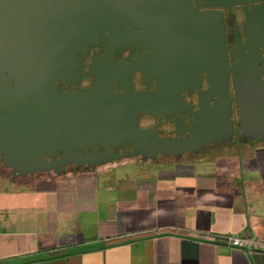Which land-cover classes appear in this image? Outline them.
<instances>
[{"label":"crops","instance_id":"1","mask_svg":"<svg viewBox=\"0 0 264 264\" xmlns=\"http://www.w3.org/2000/svg\"><path fill=\"white\" fill-rule=\"evenodd\" d=\"M98 181L1 182L0 264H264L263 248L219 239L264 242V156L249 145Z\"/></svg>","mask_w":264,"mask_h":264},{"label":"flooded vegetation","instance_id":"2","mask_svg":"<svg viewBox=\"0 0 264 264\" xmlns=\"http://www.w3.org/2000/svg\"><path fill=\"white\" fill-rule=\"evenodd\" d=\"M190 2L192 6L197 4V0ZM262 2L264 0L233 3L226 7H198L206 11L211 8L221 10L228 45V62L223 69L227 72L228 92L232 97L228 117L234 132L231 139L223 141H213L211 132L207 133V140L196 153L155 154L147 147L138 151L134 144L136 139L133 143L130 139H124L121 144L115 145L114 152L109 153L105 161L103 157H85L80 159L83 164H78L77 161H70L71 155L62 158L65 149H57L55 155L44 154L48 164L23 162L25 157H35L38 153L34 147L29 149L28 144L25 146L24 143L23 112L29 108L27 104L33 97L23 89L24 84L19 83V77L28 78L30 72L37 79L47 76L53 79L59 90L90 88L102 77L110 78L116 91H125L129 87L151 90L158 84L161 87V110L139 112L137 126L149 130L148 140L153 136L162 140L185 136L187 128L200 125V118L193 115L200 109V103L202 110L205 109L204 102L208 101L210 105L214 103L208 89L211 81V13L152 12L138 13V16L136 13H111L114 18L112 26H102L95 35L80 39L63 60L0 59V183L25 189L48 186L54 179L60 183L63 178L97 177L98 182L103 183L111 175L142 173L168 164L179 167L183 161L192 162L210 149H215L216 153H226L232 144H237L239 149L249 145L264 156L261 134H254L250 140L237 133L242 117L239 116L240 106L234 100L235 90L245 80H255L257 75L264 80V46L257 43L256 47L249 49L237 42V37H240L242 43L246 44L249 36L253 31L258 32L262 24L258 20L256 23L249 20L243 5L250 9ZM230 47L234 48L233 54ZM181 84L186 86L182 91V100L170 102L169 88ZM254 86L262 93L264 81H257ZM206 110V124L210 127L212 111L211 108ZM224 124L228 128L229 123L225 121ZM89 149L93 153L103 150V146L97 144ZM74 151L83 154L80 148H74ZM224 157L225 154H222L211 168L226 169L222 164ZM93 163L96 165L93 166Z\"/></svg>","mask_w":264,"mask_h":264},{"label":"water","instance_id":"3","mask_svg":"<svg viewBox=\"0 0 264 264\" xmlns=\"http://www.w3.org/2000/svg\"><path fill=\"white\" fill-rule=\"evenodd\" d=\"M251 1L255 0H197L196 6H192L190 0H0V59L63 60L80 39L95 35L102 26H112L114 18L111 13H136L137 16L138 13L152 12L211 13V81L208 89L214 103L204 102V110L200 103V109L193 113L201 120L197 128H187L185 136L178 138L162 140L153 136L148 140L149 130L137 126V114L161 110V87L158 84L151 90L129 87L125 91H116L112 80L102 77L90 88L59 90L52 78L37 79L30 72L28 78L19 77L23 89L33 97L27 104L29 108L23 112V139L25 146L34 147L38 154L25 157L23 162L48 164L44 154L55 155L57 149H65L62 158L71 155L70 161L78 164H83L80 159L85 157H103L105 161L108 154L114 152L115 145L124 139H130L132 143L136 139L134 144L138 151L147 147L155 154L166 155L198 152L209 132L213 141L231 139L234 128L228 115L232 97L228 92L227 72L223 69L228 62V45L221 10L211 8L206 11L198 7H226ZM243 9L249 20L254 23L258 20L262 24L258 32L253 31L246 44L240 37L237 42L249 49L256 47L257 43L264 46V2L250 9L243 5ZM230 51L233 54L234 48L230 47ZM257 81L264 80L259 75L255 80H245L234 95L242 117L237 133L250 140L256 133L264 140V97H261L264 89L260 93L254 86ZM184 88L183 84L169 88L170 102H180ZM209 108L213 116L210 127L206 124V109ZM225 121L229 123L228 128H225ZM97 144L102 145L103 150L92 153L89 147ZM74 148L82 149L83 154Z\"/></svg>","mask_w":264,"mask_h":264},{"label":"built area","instance_id":"4","mask_svg":"<svg viewBox=\"0 0 264 264\" xmlns=\"http://www.w3.org/2000/svg\"><path fill=\"white\" fill-rule=\"evenodd\" d=\"M207 237L216 239L213 236L208 235ZM219 239L229 242L233 246L243 247L246 250H249L254 247H261L264 249V242L259 241L258 239H253L250 237H243L240 235L227 234L219 236Z\"/></svg>","mask_w":264,"mask_h":264}]
</instances>
